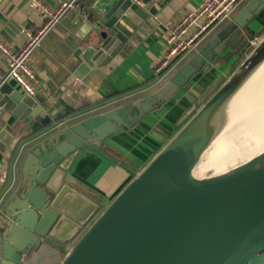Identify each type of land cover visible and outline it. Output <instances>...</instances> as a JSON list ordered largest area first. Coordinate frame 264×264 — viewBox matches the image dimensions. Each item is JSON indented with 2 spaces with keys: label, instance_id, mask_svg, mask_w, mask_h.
Wrapping results in <instances>:
<instances>
[{
  "label": "water",
  "instance_id": "95a60500",
  "mask_svg": "<svg viewBox=\"0 0 264 264\" xmlns=\"http://www.w3.org/2000/svg\"><path fill=\"white\" fill-rule=\"evenodd\" d=\"M78 2L83 11L71 9L64 18H75L78 27L87 29L72 46L79 79L103 66L107 55L113 57L135 42L149 26V16L158 13L152 3L141 6L133 0ZM262 12L264 0H250L160 90L124 106L95 107L96 114L64 100L63 90H51L48 98L21 93L7 71H0V150L17 135L3 113L23 122L35 136L26 143L19 185L1 201L7 198L0 227L1 264H22L33 249L52 240L62 216L54 183L64 177L72 156L97 151L152 112L154 104L162 107L191 81L222 69L236 55L241 61L226 70L214 92L194 106L58 264H264V142L239 154L230 151L234 146L229 139L264 89V36L248 50L253 39L248 26ZM90 14L97 24L85 20ZM85 42L90 44L82 49ZM0 55V62L8 65V57ZM185 97L194 103L190 93Z\"/></svg>",
  "mask_w": 264,
  "mask_h": 264
},
{
  "label": "crops",
  "instance_id": "0c3cea01",
  "mask_svg": "<svg viewBox=\"0 0 264 264\" xmlns=\"http://www.w3.org/2000/svg\"><path fill=\"white\" fill-rule=\"evenodd\" d=\"M47 1L52 8H56L63 0ZM204 1L139 0L138 4L141 6L152 3L158 12L156 16H149V26L145 27V33L115 56L107 55L104 65L91 70L83 80L74 75L79 62L74 57L72 46L76 44L77 36L84 35L87 29L78 27L79 23L75 18L65 20L63 16L46 31L34 52L32 64L39 80L37 94L43 93L48 98L52 95L51 90H63L64 100L71 99L76 107L84 110L92 106H102L98 104L119 106L123 98H133L155 87L160 81L155 74V66L166 51L169 29L184 11L196 10ZM249 1L246 0L236 14ZM85 11L90 10L85 8ZM87 17L85 20H90L94 25L98 23L92 14ZM228 22L209 34L205 41L217 35ZM43 25V20L29 10L24 0H0V37L15 49H20L25 41L22 34L24 28L38 31ZM251 34L253 39L249 40L251 46L248 50L264 36V12L250 22L248 36ZM89 44L82 43L81 48L85 49ZM197 49L178 60L170 74L174 76L187 65ZM241 59L236 55L222 69L199 76L191 81L185 91L171 97L162 107L154 104L156 108L152 112L130 129L114 135L97 151L83 150L72 156L64 177L59 179L62 186L58 188L59 180L54 183L59 189L54 199L62 216L52 232V240H46L41 247L33 249L22 264H58L64 251L70 248L133 175L166 144L188 119L194 106L203 103L214 92L226 75V70L233 69ZM7 66L0 62V71H7ZM10 83L13 88L24 93L14 82ZM187 93L194 97V103L185 97ZM3 115L6 123L11 125L17 135L12 142L4 143V149L0 150V227L7 198L1 201L6 192L14 186L16 188L22 179V167L28 148L26 144L21 146L20 140L29 136L23 122L11 114ZM7 135L12 136V133L7 132ZM1 262L0 245V264Z\"/></svg>",
  "mask_w": 264,
  "mask_h": 264
},
{
  "label": "built area",
  "instance_id": "2783aa9c",
  "mask_svg": "<svg viewBox=\"0 0 264 264\" xmlns=\"http://www.w3.org/2000/svg\"><path fill=\"white\" fill-rule=\"evenodd\" d=\"M24 1L29 10L43 20L44 25L38 31L24 28L22 34L25 41L20 49H15L0 37V51L8 57L7 79L14 82L24 93L34 96L37 94L39 84L37 72L32 64L36 48L46 31L67 11L71 9L83 11V7L78 0H63L56 8H52L47 0ZM133 1L139 3V0ZM245 1L205 0L198 9L184 11L169 29L166 51L155 66L159 83L168 77L178 60L198 48L219 26L230 21Z\"/></svg>",
  "mask_w": 264,
  "mask_h": 264
},
{
  "label": "bare ground",
  "instance_id": "6f19581e",
  "mask_svg": "<svg viewBox=\"0 0 264 264\" xmlns=\"http://www.w3.org/2000/svg\"><path fill=\"white\" fill-rule=\"evenodd\" d=\"M257 96V100L250 108L244 120L232 130L229 136L231 144L234 146L230 150L231 152L248 154L256 147V144L264 142V89ZM246 137L251 142L246 141Z\"/></svg>",
  "mask_w": 264,
  "mask_h": 264
},
{
  "label": "trees",
  "instance_id": "16d2710c",
  "mask_svg": "<svg viewBox=\"0 0 264 264\" xmlns=\"http://www.w3.org/2000/svg\"><path fill=\"white\" fill-rule=\"evenodd\" d=\"M173 77V75L172 74H170L166 79H164L162 82H160L159 84H157L155 87H153V88H149L146 92H143V93H140V94H138V95H136L135 97H133V98H128V99H126V98H123V100H121V102H120V104H119V106H124V105H126V104H130L131 103V101H133V100H138V99H142V98H144V97H147V96H150L151 94H154L155 92H157L158 90H160L167 82H169L170 81V79ZM128 95V94H127ZM124 97H126V95H124ZM106 103V102H105ZM98 105H102V106H105L104 104H98ZM106 105H108V104H106ZM114 106H118V105H114ZM95 107H100V106H92V108L94 109ZM86 109H91V107H88V108H86ZM86 109H84V110H86ZM95 112V114L96 113H98V110H96V111H94ZM35 136L34 135H29V136H27V137H25V138H23V139H21L20 141V145L22 146V145H25L26 143H28L29 141H31L33 138H34ZM19 145V146H20ZM27 257H29V256H26L25 258H27ZM24 258V259H25ZM24 261V260H23ZM22 261V262H23Z\"/></svg>",
  "mask_w": 264,
  "mask_h": 264
}]
</instances>
